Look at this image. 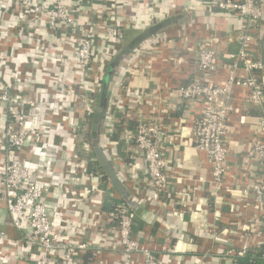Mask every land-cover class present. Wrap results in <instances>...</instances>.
<instances>
[{
    "label": "built area",
    "instance_id": "1",
    "mask_svg": "<svg viewBox=\"0 0 264 264\" xmlns=\"http://www.w3.org/2000/svg\"><path fill=\"white\" fill-rule=\"evenodd\" d=\"M103 1L106 13L90 6L79 17L60 0H0V200L17 233L0 230V264L181 263L169 233L167 247L149 234L140 239L135 208L104 168L90 170L97 160L90 114L127 33L183 9L152 0L142 24L115 15L117 0ZM200 4L236 15L240 26L219 32L175 22L151 35L149 49L129 51V72L110 85L98 142L136 206L154 201L175 216L202 213L195 237L219 242L221 263L204 250L187 264H231L247 248L264 255V113L240 105L264 107V57L253 49L262 10L259 0H189L184 9L199 12ZM238 129L244 137L236 140ZM182 143L203 155V172L171 156ZM232 152L239 163L230 162Z\"/></svg>",
    "mask_w": 264,
    "mask_h": 264
},
{
    "label": "crops",
    "instance_id": "2",
    "mask_svg": "<svg viewBox=\"0 0 264 264\" xmlns=\"http://www.w3.org/2000/svg\"><path fill=\"white\" fill-rule=\"evenodd\" d=\"M48 2H51L53 0H46ZM63 2L64 5H67L68 8L72 10H80V12L87 10L90 6L96 7L97 10L99 11H105V13L108 10V7H106V3L103 0H87V2H84L83 0H60ZM132 0H117V5L115 7V15L120 16V17H131L133 18L134 15H136L138 20L142 24L144 23L145 17L142 14H138V10L140 9L139 6H141V0H135V3H133V6L130 4ZM147 2L145 5L146 7H153L152 0H144ZM181 1L183 2L184 0H170L169 2H166L164 5L169 6V7H175V8H182ZM260 6L263 11V15L261 20L258 22L256 26V37L253 42V49L255 51V54L260 57H264V0H259ZM110 8V7H109ZM142 10V9H141ZM137 11V12H135ZM198 17L194 21L197 23H200V26H203L204 28L208 30H215V31H221V32H228V31H233L236 30L240 26V20L239 18L230 13H220V14H211L207 13L202 10L201 4L199 5L198 9ZM185 12V11H184ZM193 11H187V13H191ZM137 13V14H136ZM194 13V12H193ZM135 16V17H136ZM7 35H12V30L11 31H6ZM134 34L135 31H130L127 33L128 34ZM50 40L53 38L49 37ZM228 49L232 52H236L238 49V45L235 43H231L228 47ZM151 78L148 79H142L139 78L137 80V83L141 84H147L148 86H153L154 81L150 80ZM262 82L264 86V72L262 74ZM115 82L111 83L114 84ZM238 99H240V94L237 95ZM2 105V104H0ZM240 105L242 109L244 108L245 111L249 112L252 109H249L250 107L248 106H243L242 105V100L240 102ZM252 112L254 114H262L264 113V107L259 106L256 108H253ZM178 114L185 115V109H181L180 113ZM233 118V117H232ZM234 120V118H233ZM4 124V119L2 115L0 114V131L2 130V126ZM239 131L235 134L234 139L238 140L240 138L244 137V133L238 129ZM101 133V131H100ZM240 142L242 140H239ZM239 144V142H237ZM171 156L176 159H182L184 162V165L190 170V171H195V172H203V164L201 162L203 161V155L201 153L196 152L192 147L190 146H184L183 143L177 147V149H172L171 150ZM2 157V154L0 155V158ZM29 159L31 161L37 160V156L35 155H28ZM229 160L232 164H237L240 162L238 159V154L235 152H232L230 154ZM57 173L61 172L62 170V164L61 162L57 163ZM116 174V173H115ZM110 178V177H109ZM111 182V178H110ZM112 184V183H111ZM113 188L116 190L114 185L112 184ZM129 197V193H128ZM127 197V198H128ZM58 199V197H57ZM154 202V201H152ZM147 204V206L143 204H138L137 209H140L139 213H136V209L134 210L136 217H135V225H136V230L142 232L140 234L141 238L143 240L142 234H149L153 237H155V242L156 245L159 247H163L164 245L167 247L169 244L166 241L167 237L165 233H169L173 239L169 241L171 245L175 242L176 249H177V254L181 256V263L184 264V259L185 264H187L188 261H193L195 259V255H198L200 253H204V250H210L211 251V256L213 261H219L220 256L217 255L215 256V253L219 252V249L222 247L219 242L216 243H210L207 240H202L198 237H195V235L198 234L200 230V218L202 216V213L200 212L199 214H194V215H189L186 213H183L182 216H175L173 214H169L168 211L164 210L162 207L159 208L156 204ZM146 204V203H145ZM150 205V206H149ZM221 221H225V217L222 218ZM11 217L8 215V213L5 210V204L3 200H0V230H5L8 235L15 237L17 236L16 231L11 225ZM193 226V227H192ZM183 232L185 234H183ZM27 249L30 250V247L27 246ZM179 250H182L183 253L179 252ZM165 251V249H162L158 251V254L162 256V253ZM221 263V260L219 261ZM224 264H228V261H226Z\"/></svg>",
    "mask_w": 264,
    "mask_h": 264
},
{
    "label": "trees",
    "instance_id": "3",
    "mask_svg": "<svg viewBox=\"0 0 264 264\" xmlns=\"http://www.w3.org/2000/svg\"><path fill=\"white\" fill-rule=\"evenodd\" d=\"M189 0H184L183 2L181 1L180 4H182V9H183V12L181 13H178V15L175 16V19L174 20H167V22L165 23L164 27L161 28V29H166L168 27H170L173 23H187V22H190V21H194L195 19H197L199 13L198 12H191V13H187V11L184 9L186 7V5L188 4ZM145 3L147 4V2H145L144 0H141V6H139V10H138V13L144 15L145 17H150L151 15H149V12L150 9H148L149 7H146L147 5H145ZM142 9V10H141ZM262 10V8H261ZM185 11V12H184ZM71 12L72 14L76 15V16H79L81 17L82 12H80V10H72L69 11ZM262 15H263V11H262ZM153 20L157 21V19H159L158 21L161 22V17L159 15H153L152 16ZM261 20V19H260ZM191 25V28H196V27H199L198 24L194 21V22H191L190 23ZM160 29V30H161ZM151 35L147 38H145L144 40L140 41V42H136V43H132L133 42V38L131 40H129V42H127L126 44V48H128L129 50L128 51H125L122 55V59L120 60H117L116 57H114L115 59L113 61H110L108 62V68L110 67V64L112 62H116V65L115 67L120 63V62H123L125 64V69L122 71H119V70H115L114 69V73H113V76H112V83L113 82H116V78L118 76H124L126 75L129 70L127 68V63L130 59L129 57V53L134 51V49H136V46H140V45H143L144 48H147L149 49L150 46H151ZM130 51V52H129ZM56 52V51H55ZM129 52V53H128ZM128 53V54H127ZM149 55V53L147 54V56ZM99 106V105H98ZM97 108L95 110L92 111V113L90 114V116H92L94 118V121H96L97 119H100L101 121V126L105 123L104 121V113H105V108ZM252 111V110H251ZM37 116H34L33 115V121H34V118L37 120ZM39 117V116H38ZM34 123V122H33ZM35 125H38L37 123ZM93 157L94 154H93ZM96 158V157H95ZM90 170H92L94 173H97V171H101L103 172V166L101 163H99L98 159L96 161H94V164H92L90 166ZM104 178H106L104 176ZM112 186V185H111ZM121 199V198H120ZM124 200V199H122ZM125 201V200H124ZM126 202V201H125ZM262 248H247L246 251H243V253H239L237 255H235V257L232 259L231 261V264H264V255L262 254ZM179 252L183 253L182 250H179Z\"/></svg>",
    "mask_w": 264,
    "mask_h": 264
},
{
    "label": "water",
    "instance_id": "4",
    "mask_svg": "<svg viewBox=\"0 0 264 264\" xmlns=\"http://www.w3.org/2000/svg\"><path fill=\"white\" fill-rule=\"evenodd\" d=\"M166 22H167V20L157 22L156 24H154L152 26H149V27L142 29L141 31L136 33L135 37L133 38L132 43L140 42V41L144 40L145 38L149 37L150 35H153L158 30L163 28ZM128 50H129L128 48H125L123 51L119 52L116 55V59L117 60L122 59L121 57H122L123 53L125 51H128ZM115 65H116V62H112L110 64V67H109L107 74L105 76V81H104V84L102 86V90H101L100 97H99V100H100L99 106H98L99 109L100 108H106V106H107V102H108L107 98L109 96V88H110V85L112 83L111 78H112L113 73H114ZM107 92H108V95H107ZM100 130H101V121H100V119H97L96 122L91 127V138H92V142H93L94 154H95L96 158L98 159L99 163L102 164L107 176L111 178V183L116 188L118 195H120L121 198L124 199L128 205H130V207L135 208L136 213H139L140 209H137L136 204L132 203L127 198L128 197V191H127L126 187L124 186V184H122V182L120 180H117L115 172L113 170V167H112L111 163H109V160L107 158V155L105 154L103 147L100 145V142H98V136H99Z\"/></svg>",
    "mask_w": 264,
    "mask_h": 264
},
{
    "label": "rangeland",
    "instance_id": "5",
    "mask_svg": "<svg viewBox=\"0 0 264 264\" xmlns=\"http://www.w3.org/2000/svg\"><path fill=\"white\" fill-rule=\"evenodd\" d=\"M167 33L168 34L173 33L172 29L170 31H168ZM134 35H135V33L134 34H132V33L128 34V38H127L126 44H127V42H129V40H131L134 37ZM107 95H108V92H107Z\"/></svg>",
    "mask_w": 264,
    "mask_h": 264
}]
</instances>
